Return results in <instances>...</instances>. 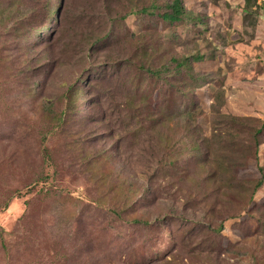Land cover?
Instances as JSON below:
<instances>
[{"label": "rangeland", "instance_id": "374dc122", "mask_svg": "<svg viewBox=\"0 0 264 264\" xmlns=\"http://www.w3.org/2000/svg\"><path fill=\"white\" fill-rule=\"evenodd\" d=\"M107 1L0 42V264H264V0Z\"/></svg>", "mask_w": 264, "mask_h": 264}, {"label": "trees", "instance_id": "16d2710c", "mask_svg": "<svg viewBox=\"0 0 264 264\" xmlns=\"http://www.w3.org/2000/svg\"><path fill=\"white\" fill-rule=\"evenodd\" d=\"M62 0H0V42L2 44L11 47L13 42L15 43H29V39L35 32L46 29L47 24L51 18V5L57 6V11L60 10ZM104 3V13L103 16L110 17V20L114 21L117 19H123L124 16L120 15L114 8L108 7V1L103 0ZM264 8V4H262ZM131 13H147L150 16H156L161 18V20L166 24L181 23L183 20V15L185 14V9L182 5L181 0H154V3L150 6H143L140 9L132 8ZM72 35V33L70 34ZM108 32H103V30H98L96 34L93 31H88L86 34H82V42L88 48H92L101 44L108 36ZM83 42V43H84ZM82 43V44H83ZM67 48H69V43H67ZM13 51V49H11ZM197 59V57H196ZM180 66L179 64H177ZM176 65V66H177ZM140 70H144L143 66L139 67ZM150 72L155 73V71L149 69ZM160 71H158L159 73ZM83 92V91H82ZM78 92V97L81 99V93ZM75 112V108L72 111ZM149 150H153L152 146ZM193 155L196 157L207 158L211 154V149L207 148L204 154L198 149L197 142L192 144ZM264 182V170L261 168V178L252 187V194H254L262 186ZM250 201L246 203L243 207L245 211L249 209ZM222 230V225H220L216 231L220 232Z\"/></svg>", "mask_w": 264, "mask_h": 264}]
</instances>
